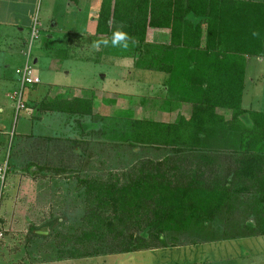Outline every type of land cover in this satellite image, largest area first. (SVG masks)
<instances>
[{
	"label": "trees",
	"instance_id": "obj_1",
	"mask_svg": "<svg viewBox=\"0 0 264 264\" xmlns=\"http://www.w3.org/2000/svg\"><path fill=\"white\" fill-rule=\"evenodd\" d=\"M148 27L166 29L168 42H145ZM118 31L135 40L136 66L168 74L165 101L175 97L190 113L171 124L132 120L135 141L169 152L100 177L86 172L95 155L84 140L51 146L45 163L55 160V176L74 180L81 214L69 228L51 213L39 228L32 222L26 243L39 239L40 260L51 262L263 236L264 112L241 102L247 60L264 57V0H102L94 36ZM87 94L41 99L36 108L95 117ZM45 163L30 162L31 176ZM41 228L48 234L34 232Z\"/></svg>",
	"mask_w": 264,
	"mask_h": 264
},
{
	"label": "rangeland",
	"instance_id": "obj_2",
	"mask_svg": "<svg viewBox=\"0 0 264 264\" xmlns=\"http://www.w3.org/2000/svg\"><path fill=\"white\" fill-rule=\"evenodd\" d=\"M62 1L70 6V16L63 12ZM70 1L72 3L69 0H56V3L54 0H34L40 29L38 39L31 46V63L40 82L25 88V108L17 113L9 106L10 100L3 97L8 106L0 112V117L8 121V135L0 139V164L8 160V166L4 187L0 191V222L4 229L0 238V264H264V235L197 246L180 245L179 248L101 254L51 262L40 260L45 255L38 254L39 239L26 243L27 222H33L39 228L51 213L56 218L65 219L63 224H58V228H69L76 224L81 214V199L77 196L74 180L67 177L68 172L55 176L51 171V166L56 165L55 160L45 163L46 150L49 151L51 146L55 149L56 146L65 147L71 139L84 140L88 151L95 155V162L85 168L86 172L100 177L125 170L139 158L161 159L169 152L166 147L155 149L147 142L135 141L137 136L130 126L132 120L171 124L179 114L188 116L190 113L189 105H179L175 97L170 104L165 101V97H169L167 73L135 65L140 56V52H134L135 40L128 37V47L123 48L120 44L112 45L113 37L104 39L93 35L96 23L91 19L96 5L102 0ZM53 2L59 4L58 8H53L58 29L60 19H66V16L69 17L67 21L82 35L75 38L76 43H72L62 29L49 30L52 27L46 11ZM17 3L13 0L12 5L15 7ZM27 3L18 7L19 11L26 13L29 1ZM2 29L3 26H0ZM22 36L24 40L28 39L26 31ZM101 40H107L108 44L101 43ZM145 42L165 44L168 42V31L148 27ZM22 47L24 53L25 45ZM97 47H102L99 54L95 50ZM35 57L38 61L34 63ZM4 61H1V66ZM101 74H104V80ZM249 79L252 81L243 92L242 108L264 112V57L247 60L244 83ZM17 85V81L13 82L8 89L13 90ZM86 92V96L93 93L92 111L95 117L49 111L38 117L31 115L36 99L83 96ZM239 117L247 125L250 124L247 113ZM82 124L84 130L81 129ZM46 136L60 137L61 140L50 141ZM76 151L79 152V149ZM33 161L39 166L44 163L49 165L46 169L40 167L44 177L39 172L31 176L36 171L34 166H29ZM249 219L247 221L256 227V219Z\"/></svg>",
	"mask_w": 264,
	"mask_h": 264
},
{
	"label": "crops",
	"instance_id": "obj_3",
	"mask_svg": "<svg viewBox=\"0 0 264 264\" xmlns=\"http://www.w3.org/2000/svg\"><path fill=\"white\" fill-rule=\"evenodd\" d=\"M15 1L18 2L19 4L17 3L18 5H16L14 7L12 5L13 0H0V26H3V29L0 30V49H1V52H0V112H2L4 110V108L8 106L7 103L3 100L5 98L10 100L11 104L9 106H11L13 108V110L15 111V109L13 107V100L11 99L10 96L16 87L13 90L8 89V88H9V85H11L13 82L17 81V80H15V78H16L15 69L21 67V65L23 64V62L25 60L24 59L25 58L24 57L25 50L23 53L21 48H23L22 46L26 44V40H24V38H22L23 37L22 33L24 31H26L28 36H29V32H30L31 27L33 26L34 22L39 24L38 29H40L39 28L40 27L39 18L37 16V14H35V12H34V0H15ZM28 1H29L28 11L26 13L19 11L18 7L25 6L26 4H28L27 3ZM55 1L56 0H54V2ZM54 2L51 5V7L48 8L46 11V15H47L46 17L50 21V24H51L50 27H52V29H49V30L62 29V30H64L66 36H70V38H69L70 41L72 43H76V39H77L78 35L79 36H82V35L76 31L75 26L71 25L70 22L67 21L69 19V17L65 16L64 18H66V19H62V20L60 19V24H59V29H58V21L55 20L53 17V11H54L53 8H58L59 4H54ZM69 2H71V1L69 0ZM76 2H77V0H76ZM67 4L68 3L63 4V1L61 2L63 12L65 14H67L68 16H70V14H71L70 9H69L70 6ZM63 5H64V7H63ZM100 5H101V3L99 2L98 5H96L97 8L94 9V17L91 19L92 22L94 21L96 23L97 15H98V12L100 11ZM27 13H29V15H27ZM73 13H75V12H73ZM61 22H63L62 23L63 25H61ZM10 28L13 29V31H9ZM94 28H96V25H94ZM94 28H93V30H95ZM49 36H51V35L49 34ZM51 37H49V38H51ZM97 37H103V35H98ZM102 41L103 40H101V42ZM95 50L100 52L102 50V47H97ZM10 51H13L15 53L11 55ZM21 54H23V56ZM8 55L11 57L8 58ZM259 58H261V57H259ZM33 59H34V63L38 61V59L36 57ZM1 61L5 62L2 66H1ZM2 70L4 71L3 73H1ZM9 70L12 71V74L9 73L10 72ZM249 80H251V79H249ZM246 84H247V82L244 84V91L249 86L248 85L245 88ZM2 87L6 88V89H3ZM3 97H5V98H3ZM35 101H36L34 103L35 106L33 107L32 111H31V115L33 117H38V116H40V111L36 108V106L39 103V101H41V99H38V100L36 99ZM57 113H60V112H57ZM7 126H8V121L6 119H4V117H0V139H3L4 137H6V135H8ZM12 131H13V129H12ZM12 131H11V134H12ZM0 146H2V145H0ZM7 154H8V152H7ZM7 166H8V160H7ZM7 190H8V186H7ZM1 225H2V223L0 222V228L3 229ZM3 233H4V231H3ZM218 242H220V241H218ZM205 244H210V243H205ZM201 245H204V244H201ZM175 248H179V247H175Z\"/></svg>",
	"mask_w": 264,
	"mask_h": 264
},
{
	"label": "built area",
	"instance_id": "obj_4",
	"mask_svg": "<svg viewBox=\"0 0 264 264\" xmlns=\"http://www.w3.org/2000/svg\"><path fill=\"white\" fill-rule=\"evenodd\" d=\"M39 24L34 22L31 30L29 32L28 39L25 44V54H24V62L21 67L15 69L16 80L18 85L14 89L11 94V99L13 100V107L15 109V113L19 110L25 108V100H24V91L25 88L36 85L40 82L39 77L34 73L32 68V57H31V46L33 41L38 39L39 36ZM7 171V163L0 164V191L4 187L5 183V173ZM1 194V193H0ZM3 236V230L0 228V238Z\"/></svg>",
	"mask_w": 264,
	"mask_h": 264
},
{
	"label": "clouds",
	"instance_id": "obj_5",
	"mask_svg": "<svg viewBox=\"0 0 264 264\" xmlns=\"http://www.w3.org/2000/svg\"><path fill=\"white\" fill-rule=\"evenodd\" d=\"M128 39L129 38H128L127 34H125L124 32H119L118 31V32H115L113 34V38H112L111 43H112L113 46H116L117 44H120L121 47L127 48L128 47V43H127ZM101 43L107 45L108 41L104 40Z\"/></svg>",
	"mask_w": 264,
	"mask_h": 264
},
{
	"label": "water",
	"instance_id": "obj_6",
	"mask_svg": "<svg viewBox=\"0 0 264 264\" xmlns=\"http://www.w3.org/2000/svg\"><path fill=\"white\" fill-rule=\"evenodd\" d=\"M100 76H101L102 80H104V77H105L104 74H101ZM250 81H251V80H249V81L247 82V84L245 85V88L249 85ZM31 227H32V223H31V222H27V223H26V228H27V230H28L29 228H31ZM34 232L37 233V234H44V235H46V234H48L49 230H48V229H45V228H41V229H37V230H35Z\"/></svg>",
	"mask_w": 264,
	"mask_h": 264
}]
</instances>
